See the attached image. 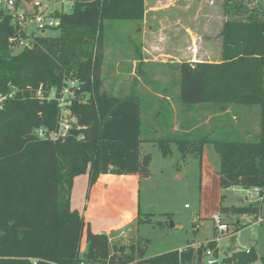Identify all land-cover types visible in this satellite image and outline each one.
I'll return each mask as SVG.
<instances>
[{"label":"trees","instance_id":"obj_1","mask_svg":"<svg viewBox=\"0 0 264 264\" xmlns=\"http://www.w3.org/2000/svg\"><path fill=\"white\" fill-rule=\"evenodd\" d=\"M26 2V0H21ZM69 13L51 15L58 25L51 31L57 36L27 35L11 15L0 8V95L15 90L11 99L0 105V264H106L110 252H119L124 264L138 259V264H178V251H166L143 259L140 247L130 244L115 250L107 237L87 231V250L79 257L84 221L70 206L73 179L87 174L88 186L95 183L99 171V142L102 122L110 110L125 100H136L139 108V144L156 143L162 155H169L175 144L182 161L190 156L200 159L206 145L218 158L219 187L239 186L243 177L264 176V0L258 10L248 14L240 0L245 25H227L225 41L236 48L238 63L220 66L203 62L176 65V99L186 112L224 116L213 126L201 127L190 115L172 131L163 118L152 137L141 128L144 100L137 92L111 95L102 89L101 68L103 23L135 18L137 0H68ZM15 8L26 15L31 11L14 0ZM232 33L235 37H233ZM25 41L20 52L12 54L11 44ZM32 41L30 47L28 42ZM253 49L251 61L244 58L242 44ZM83 47L93 49L89 52ZM76 81V98L69 109L76 120L64 137L50 139L36 135L37 129L57 132L59 112L55 101H42L50 92L59 96L69 81ZM258 107V131L249 139L233 138L231 112L240 107ZM170 112V110H169ZM188 113V114H189ZM203 118V117H202ZM216 118V117H214ZM229 121V125H228ZM222 124V125H221ZM228 129V130H227ZM153 132V134H154ZM251 133V132H249ZM141 148V146H140ZM150 156L140 154L139 173L148 172ZM245 189H264V180ZM224 196H221L223 201ZM261 202L247 206L223 207L229 216L257 215ZM168 216L169 215H165ZM167 217V218H168ZM139 223H150L148 215L137 217ZM156 224H161L157 222ZM244 227H236L238 232ZM128 250L129 252H125ZM220 264H264V255L252 248L225 256Z\"/></svg>","mask_w":264,"mask_h":264},{"label":"rangeland","instance_id":"obj_2","mask_svg":"<svg viewBox=\"0 0 264 264\" xmlns=\"http://www.w3.org/2000/svg\"><path fill=\"white\" fill-rule=\"evenodd\" d=\"M239 2L240 0H137L134 20L103 23L102 89L111 95L127 96L134 91L142 96L141 128L148 130L152 137L160 136V131H154L155 128L158 129L157 125L163 124V118L170 121L172 131H177L183 119L189 115L201 127L213 126L223 114H208L204 108L200 109V113L192 114L181 107L175 96L177 87L174 68L182 62L238 65L240 56L236 55V48L230 41H225L224 37L227 35V25L246 24L245 15H241L243 11L237 12L241 10ZM262 2L263 0H244V7L250 14L258 10ZM20 3L31 12L35 10L36 3L44 5L50 15L70 12L67 0H20ZM25 23H22V27L27 35L57 36V32L47 30L41 33L34 24ZM21 42V45L11 44L9 50L12 54L23 48L25 41ZM83 49L93 51L90 47ZM241 50L244 54L242 59H253L252 48L243 43ZM239 64L243 68H250L242 62ZM227 112L232 115L230 123L233 138L249 139L253 136L252 131H258L257 106L243 105L238 114L231 112L230 108ZM116 126L114 133L117 132L121 146L116 153L110 151L109 156L122 157L125 161L127 156L123 153L122 143L130 142L133 137V162L140 158V154H148L151 160L148 172L138 180L134 181L129 175H124L114 191L108 189L106 195L102 192L92 195L97 202L92 222L95 227L103 224L109 226V233L103 232L108 241L111 240L109 243L112 250L120 245L126 249L133 244L136 250L140 247L145 256H152L177 249L179 264H207L209 260L221 262L224 254L233 249L252 248L257 254L264 255V222L257 226H247L241 220L243 216L231 215L224 219V214L219 209L220 205L228 207L231 204H253L254 201L246 199V189L241 184L256 185V178L243 180L234 188L221 189L218 158L211 145L204 147L200 159L188 156L182 161L175 144L170 145V154L163 156L156 143H143L139 148L138 143L136 144V131L132 130L131 133V126L125 120H119ZM223 195L225 197L221 202ZM259 202V212L263 217L264 189ZM184 205H188L190 209L185 210ZM139 214L142 218L149 215L150 223H139ZM216 215H220L227 223L228 234H213V217ZM157 222L161 224H156ZM235 227L244 228L233 234ZM87 231L86 222V234ZM215 247L219 249L218 256H204L206 250H213ZM86 250L85 243L83 249L79 250L80 258L84 257Z\"/></svg>","mask_w":264,"mask_h":264},{"label":"crops","instance_id":"obj_3","mask_svg":"<svg viewBox=\"0 0 264 264\" xmlns=\"http://www.w3.org/2000/svg\"><path fill=\"white\" fill-rule=\"evenodd\" d=\"M154 22V21H153ZM197 63V62H194ZM130 104V105H129ZM127 118H130L128 121ZM125 120L126 123L130 124V132L132 133V130L136 131V144L140 148L139 144V134H138V122H139V108L136 100H125L118 104H116L110 112L106 115L102 122V130L100 135V142H99V171H98V178L96 179L95 183H93L91 186H88V175L82 174L79 176H76L73 179L72 187H71V193H70V206L72 210H75L78 212L80 216H82V219L84 221V231L83 236L80 244V250L83 249L85 245V234H86V222L88 231H91L92 233H97L98 235L109 233V226H106L103 224V226H97L95 227L92 222V217H95V208L97 205V202H95V199L93 200L96 193L102 192L104 195H106V192L108 189L111 191V189L114 191L120 183L121 176L129 175L132 180L136 181L138 178H141V174L139 173V159L135 162H133L131 154L133 152V137L130 142L122 143L124 148V154L127 156L126 160L122 157L114 158L109 156V152H118L119 147L121 144L118 142L117 139V132L114 133L115 129L117 128L116 124L118 121ZM130 159V161H129ZM251 177H243L240 179V183L244 182L243 180H249ZM258 180H264L263 177H253ZM246 182V181H245ZM256 182V183H258ZM247 183V182H246ZM245 185V183H242ZM249 184V183H248ZM257 185V184H256ZM253 186V184H251ZM220 192V191H219ZM94 193V196H92ZM80 194V195H79ZM79 195L76 199L75 197ZM224 196V195H223ZM225 197V196H224ZM93 200V201H91ZM91 202L93 204H91ZM222 202V201H221ZM185 206V205H184ZM237 205H230L228 207ZM185 210L190 209L184 208ZM258 215L261 216L260 212H258ZM231 216V215H229ZM226 215H223V218L226 219V217H229ZM242 217V216H241ZM264 218V216H263ZM244 216L241 220L244 223ZM240 220V221H241ZM239 221V220H238ZM225 222V221H224ZM226 223V222H225ZM195 224V223H194ZM227 224V223H226ZM261 225V224H260ZM246 227V226H245ZM236 229V227H235ZM105 233H104V232ZM236 233V232H235ZM233 233V234H235ZM213 234L219 235L215 229H213ZM224 234H228V231ZM232 234V235H233ZM115 240V239H112ZM111 242V240H109ZM217 241V240H216ZM177 249H170L167 251H172ZM212 250V249H209ZM215 255L218 256V247H215L214 249ZM238 251V250H231V252H227L224 254L223 258L225 256L230 255L231 253ZM166 252V251H164ZM159 254V253H157ZM154 256V255H152ZM150 256H143V259L152 257ZM205 256V253H204ZM179 258V253H178ZM222 258V260H223ZM138 259L134 260L131 263L127 264H138ZM106 264H124L123 258L119 252H113L111 251V254L109 255V258L107 260ZM179 264V263H178Z\"/></svg>","mask_w":264,"mask_h":264},{"label":"built area","instance_id":"obj_4","mask_svg":"<svg viewBox=\"0 0 264 264\" xmlns=\"http://www.w3.org/2000/svg\"><path fill=\"white\" fill-rule=\"evenodd\" d=\"M67 3H69L70 7L72 6V2L67 0ZM34 7V11L31 13V15H26L25 11L21 8L16 9L15 8V2L14 0H0V8L4 11L8 12L11 15L12 20L21 26L22 29H24L22 26V23H32L35 25L37 31L44 33L45 31L51 29L54 26L58 25V20L55 19L50 15L49 12H46V7L44 5H41L40 3H36ZM25 23V24H26ZM25 30V29H24ZM20 45L22 42H19ZM77 86V82L69 81L68 85L64 87L59 96H55L54 92H50L48 96L44 97L41 94V91L36 92V97L42 101H55L56 107L59 112L58 116V130L57 132H48L45 129H37L36 135L40 138L47 137L50 139H56L58 137H64L67 131L71 128L72 125L75 124L76 120L71 114V111L69 109L72 101L76 98L74 88ZM15 90H12L7 95H0V105L8 99H11ZM262 189L259 187H253L250 189L245 190V197L249 201H258L261 197ZM184 208H188V205H185ZM244 224L245 225H260L264 222V218L260 215H249L244 216ZM213 222L215 224L214 229L217 233H226L228 231L227 224L221 219L220 215H216L213 217ZM198 228V225L197 227ZM219 238L216 240L218 241ZM214 250H206L205 251V257L211 258L214 255ZM221 262H218V260H209L207 264H220ZM79 264H86L84 262H80Z\"/></svg>","mask_w":264,"mask_h":264},{"label":"water","instance_id":"obj_5","mask_svg":"<svg viewBox=\"0 0 264 264\" xmlns=\"http://www.w3.org/2000/svg\"><path fill=\"white\" fill-rule=\"evenodd\" d=\"M31 44H32V41H29V42H28V47H30V46H31Z\"/></svg>","mask_w":264,"mask_h":264}]
</instances>
